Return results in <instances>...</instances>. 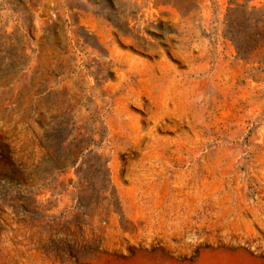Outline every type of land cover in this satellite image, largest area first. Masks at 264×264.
<instances>
[{
  "label": "rangeland",
  "instance_id": "1",
  "mask_svg": "<svg viewBox=\"0 0 264 264\" xmlns=\"http://www.w3.org/2000/svg\"><path fill=\"white\" fill-rule=\"evenodd\" d=\"M0 264H264V0H0Z\"/></svg>",
  "mask_w": 264,
  "mask_h": 264
}]
</instances>
